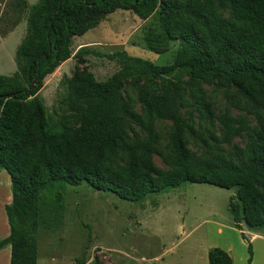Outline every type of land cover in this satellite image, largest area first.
<instances>
[{
	"label": "trees",
	"instance_id": "16d2710c",
	"mask_svg": "<svg viewBox=\"0 0 264 264\" xmlns=\"http://www.w3.org/2000/svg\"><path fill=\"white\" fill-rule=\"evenodd\" d=\"M116 10L141 21L157 13L144 46L160 54L177 44L173 62L120 51L108 56L119 70L104 82L75 71L51 121L39 95L45 78L82 58L73 39ZM26 24L18 81L0 75V172L11 190L0 249L10 246V264H37L38 231L61 224L64 188L81 183L133 203L185 182L235 189L234 226L264 228V0H39ZM205 85L240 100L245 115L217 113ZM235 138L244 146L232 145ZM248 254L251 264L250 243ZM207 262L233 264L218 247Z\"/></svg>",
	"mask_w": 264,
	"mask_h": 264
},
{
	"label": "rangeland",
	"instance_id": "374dc122",
	"mask_svg": "<svg viewBox=\"0 0 264 264\" xmlns=\"http://www.w3.org/2000/svg\"><path fill=\"white\" fill-rule=\"evenodd\" d=\"M39 0H0V75L18 81L15 52L26 34V20L31 7ZM159 27L157 13L141 21L132 12L116 10L93 29L72 42L73 55L84 47L85 55L69 59L47 76L39 92L47 116L54 121L57 102L64 96L65 79L75 71H89L98 82L106 81L119 70L109 55L125 51L163 66L171 64L178 46L156 54L144 46V36ZM135 99V93L124 82ZM217 113L245 115L243 103L223 90L204 86ZM139 110V106H137ZM255 125L253 116H248ZM167 124H170L167 122ZM232 145L244 146L235 138ZM191 150H195L193 145ZM158 167H163L154 157ZM8 195V198H7ZM235 189L208 184L182 183L149 194L139 203L119 199L109 192L97 191L86 183L64 188V214L59 226L40 229L37 264H208L210 248L225 250L233 264H247L248 243L253 264H264V228L242 231L234 226L229 202ZM11 201L10 179L0 172V239L6 234L4 207ZM257 233L258 238L251 239ZM9 253L8 247L4 250Z\"/></svg>",
	"mask_w": 264,
	"mask_h": 264
},
{
	"label": "crops",
	"instance_id": "0c3cea01",
	"mask_svg": "<svg viewBox=\"0 0 264 264\" xmlns=\"http://www.w3.org/2000/svg\"><path fill=\"white\" fill-rule=\"evenodd\" d=\"M64 64V63H63ZM5 226H6V234L4 236H8L9 234V227L7 224V219H6V215H5ZM252 232V231H251ZM260 237V235H258L257 233H254L251 236V239L253 238H258ZM5 238V237H4ZM264 238V237H263ZM8 247L9 253L7 255H5L4 250H6ZM225 251V250H224ZM0 264H10V246H5L4 248L0 249ZM251 264H253V262H251Z\"/></svg>",
	"mask_w": 264,
	"mask_h": 264
}]
</instances>
